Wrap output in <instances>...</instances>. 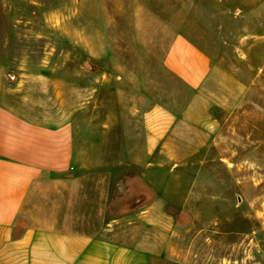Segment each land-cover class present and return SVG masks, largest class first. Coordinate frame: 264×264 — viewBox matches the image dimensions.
<instances>
[{"label":"rangeland","instance_id":"obj_1","mask_svg":"<svg viewBox=\"0 0 264 264\" xmlns=\"http://www.w3.org/2000/svg\"><path fill=\"white\" fill-rule=\"evenodd\" d=\"M141 1L159 14L135 22L112 14L116 0H0V101L39 121L68 114L75 156L79 147L85 154L80 170L58 177L88 188L69 211L80 219L74 229L141 242L165 264H264V0ZM179 15L223 60L195 91L134 53L137 40L159 39L162 22ZM110 43L121 46L118 63L98 62ZM117 65L134 70L114 91ZM179 102L200 108L199 117L178 121L183 136L148 143L149 104ZM214 102L225 109L209 111Z\"/></svg>","mask_w":264,"mask_h":264},{"label":"crops","instance_id":"obj_2","mask_svg":"<svg viewBox=\"0 0 264 264\" xmlns=\"http://www.w3.org/2000/svg\"><path fill=\"white\" fill-rule=\"evenodd\" d=\"M112 10V14L131 16L135 22L142 15L159 14L141 0H116ZM180 15L175 18V24L158 18L163 23V35L152 41L137 40L134 53L140 64L148 57H155L153 62L160 64L181 85L195 91L217 74L223 60L206 50L190 31L186 33L184 29L190 26L183 24ZM100 47L101 51H96L98 62L118 63L114 59L119 57L115 52V47L120 49L119 44L110 43V55ZM116 69L109 76L114 91L119 90L123 85L120 81L128 80L130 71L134 70L121 65ZM106 78L107 74L103 73L96 82ZM78 91L86 105L85 82L79 85ZM57 95L65 98L64 93ZM209 106L213 112L225 109V104L220 102ZM149 107L152 112L142 121V134L150 144L166 143L168 136L174 134L183 136L185 125L176 126L178 121L191 123L199 117L195 111L201 110L194 104L184 106L180 102L177 109L155 103ZM67 115L54 113L39 121L13 111L0 101V264H165L159 253L141 242L88 234L73 228L72 223L80 219L71 218L69 211L72 206L81 205L88 188L85 183L58 177L80 170L76 167L77 158L83 153L79 147L75 156ZM213 119L210 122L215 126L219 121ZM113 121V126L123 129L118 119ZM125 135L127 142L134 141L128 128Z\"/></svg>","mask_w":264,"mask_h":264}]
</instances>
